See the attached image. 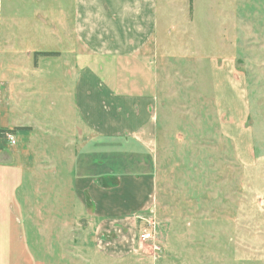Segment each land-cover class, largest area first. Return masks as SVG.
<instances>
[{
    "label": "crops",
    "instance_id": "crops-1",
    "mask_svg": "<svg viewBox=\"0 0 264 264\" xmlns=\"http://www.w3.org/2000/svg\"><path fill=\"white\" fill-rule=\"evenodd\" d=\"M239 2L196 0L212 14H225L226 3L236 14ZM194 10V0H0V131H13L16 139L11 151L0 137V264L59 258L53 244L63 236L45 228L73 225L74 219L59 218L65 194L69 213L96 222L99 253L114 260L135 253L137 217L157 210L159 162L168 160L170 147L187 146L179 142L181 125L203 109L201 95L192 112L185 106L170 118L181 95L172 85L185 80L164 77L157 59L151 61L161 14L181 15L166 22L163 35L171 41L159 42L160 50L183 52L185 65H207L217 138L250 166L246 81L233 56L206 63L197 25L202 14L194 22ZM43 130L57 142L56 151L61 142L71 151L67 188L29 185L25 148ZM47 210L56 212L53 219L44 218Z\"/></svg>",
    "mask_w": 264,
    "mask_h": 264
},
{
    "label": "rangeland",
    "instance_id": "rangeland-1",
    "mask_svg": "<svg viewBox=\"0 0 264 264\" xmlns=\"http://www.w3.org/2000/svg\"><path fill=\"white\" fill-rule=\"evenodd\" d=\"M239 1L236 14L228 3L223 5L225 14H212L211 10L204 14L194 0V22L196 14H202L197 17V25L199 39L205 45L200 54L206 57V63L218 56H233L236 71L246 81L250 111L245 129L253 145L250 166L241 165L230 143L217 138L207 65L197 67L191 60L185 65L184 59L188 58L183 52L160 50V43L171 41L163 35L166 22L178 20L181 15L161 14L160 38L156 36L149 45L151 61L157 59L164 77L175 80L180 75L185 80L172 85L181 95L173 102L175 111L170 118H177L185 106L187 112L191 111L201 95L203 109L197 114L191 111L193 114L187 115L181 125L179 142L187 146L170 147L168 160L159 162L156 212L138 216L148 220L146 226H154L160 252L154 253L148 245L142 252L136 238L134 254L123 260L106 258L94 241L96 222L86 219L84 223L76 211L69 213L70 196L65 194L60 195L65 201L59 218L74 219L73 225L63 226L61 222L45 228L50 233L59 229L63 236L60 244H53L54 249L59 245V258H50L47 264H264V0ZM213 42H219V47L212 51ZM196 73H201L197 82ZM188 78L192 81L184 85ZM45 131L34 132L37 138L25 148L32 169L29 185L67 188L71 151L62 142L56 151L57 142ZM14 146L8 143L11 151ZM52 213L56 214L45 211L44 218L53 219ZM144 226L137 220L134 234L137 236Z\"/></svg>",
    "mask_w": 264,
    "mask_h": 264
},
{
    "label": "built area",
    "instance_id": "built-area-1",
    "mask_svg": "<svg viewBox=\"0 0 264 264\" xmlns=\"http://www.w3.org/2000/svg\"><path fill=\"white\" fill-rule=\"evenodd\" d=\"M3 137L9 143V145L14 146L16 144L15 137L12 133H4ZM137 220L144 222L145 224L144 228L141 229L136 236L137 244L140 250L142 251L144 245H148L154 253H159L160 248L156 244L154 226L151 223L146 226V221L148 220H145L141 217H138Z\"/></svg>",
    "mask_w": 264,
    "mask_h": 264
},
{
    "label": "trees",
    "instance_id": "trees-1",
    "mask_svg": "<svg viewBox=\"0 0 264 264\" xmlns=\"http://www.w3.org/2000/svg\"><path fill=\"white\" fill-rule=\"evenodd\" d=\"M41 55L48 56V55H51V54H41ZM4 133H13V131H0V137H2Z\"/></svg>",
    "mask_w": 264,
    "mask_h": 264
}]
</instances>
